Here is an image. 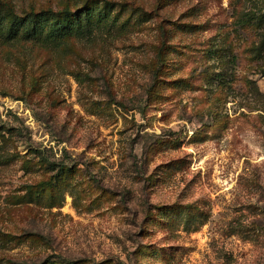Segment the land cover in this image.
Listing matches in <instances>:
<instances>
[{
  "label": "rangeland",
  "instance_id": "374dc122",
  "mask_svg": "<svg viewBox=\"0 0 264 264\" xmlns=\"http://www.w3.org/2000/svg\"><path fill=\"white\" fill-rule=\"evenodd\" d=\"M4 1L0 264H264V0Z\"/></svg>",
  "mask_w": 264,
  "mask_h": 264
},
{
  "label": "trees",
  "instance_id": "16d2710c",
  "mask_svg": "<svg viewBox=\"0 0 264 264\" xmlns=\"http://www.w3.org/2000/svg\"><path fill=\"white\" fill-rule=\"evenodd\" d=\"M49 13L58 17V24L55 25L58 29L60 28L61 30L68 32L73 26L75 17L69 8L63 9L55 14L52 11H42L41 13H26L24 16H20L10 3L0 0V15L3 17L5 23H7L6 29L8 34L12 36L8 39V42L17 39L29 41L32 37V31H37L39 27L38 25L43 21L45 15H48ZM35 32L34 35L36 34ZM15 36L17 37L13 38ZM62 172L69 173L70 168H66L65 171L61 169V173Z\"/></svg>",
  "mask_w": 264,
  "mask_h": 264
}]
</instances>
